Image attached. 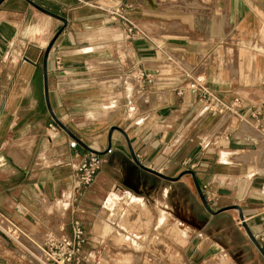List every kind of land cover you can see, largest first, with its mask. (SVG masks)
<instances>
[{"label": "crops", "instance_id": "obj_1", "mask_svg": "<svg viewBox=\"0 0 264 264\" xmlns=\"http://www.w3.org/2000/svg\"><path fill=\"white\" fill-rule=\"evenodd\" d=\"M204 88L238 115H203ZM91 152L106 161L70 197ZM186 170L211 210L239 206L264 234V0H0V264H38L73 220L99 256L117 234L181 264H264Z\"/></svg>", "mask_w": 264, "mask_h": 264}, {"label": "built area", "instance_id": "obj_2", "mask_svg": "<svg viewBox=\"0 0 264 264\" xmlns=\"http://www.w3.org/2000/svg\"><path fill=\"white\" fill-rule=\"evenodd\" d=\"M121 18L129 25L128 31L132 32L134 26L126 16ZM129 32V33H130ZM203 106L201 113L211 117L221 115H238L240 110L239 99L234 98L230 102H224L216 94L207 89L202 90ZM219 136L215 135L214 139ZM70 146H75L76 141H70ZM110 152V149H107ZM102 154L91 152L85 158L81 159L73 171L74 183L70 197L81 187L90 184L101 165L105 162ZM73 192V193H72ZM257 239L264 251V234H259ZM86 235L84 228L78 220H73L70 225V234L66 233L56 235L49 234L40 248L41 258H37L38 264H101L100 256L94 252L84 249L86 244Z\"/></svg>", "mask_w": 264, "mask_h": 264}, {"label": "rangeland", "instance_id": "obj_3", "mask_svg": "<svg viewBox=\"0 0 264 264\" xmlns=\"http://www.w3.org/2000/svg\"><path fill=\"white\" fill-rule=\"evenodd\" d=\"M177 10H180V8H177ZM130 73L127 71L125 76L126 83L129 86L132 85L133 78V75ZM128 215L126 214V216ZM135 215L138 217L137 214H134L130 218H133ZM0 227L8 229L1 219ZM114 237L118 239L104 242V251L100 255L101 264H181L180 260L174 254L172 256H166L165 244L159 242V240L155 243L140 242L141 245L140 243L133 242L130 239L131 236H128L126 240L124 236H117V234ZM40 245L37 246L38 249L41 248Z\"/></svg>", "mask_w": 264, "mask_h": 264}, {"label": "water", "instance_id": "obj_4", "mask_svg": "<svg viewBox=\"0 0 264 264\" xmlns=\"http://www.w3.org/2000/svg\"><path fill=\"white\" fill-rule=\"evenodd\" d=\"M52 42H53V41H52ZM52 42H51V43L49 44V46L47 47V49H46V51H45L44 59H43V70H44V90H45V97H46V99L48 98V84H47V77H46V59H47V55H48V52H49V49H50V46H51ZM54 119H55V118H54ZM55 120H56V119H55ZM56 121H57V120H56ZM58 123H59V122H58ZM59 124H60V123H59ZM132 155H133V159H134L135 163H136L139 167H141L142 169L147 170V171H149V172H152L153 174H156V175H158V176H160V177H163V178L168 179V180H171V181H175V180L177 179L176 177L174 178V177L164 176V175L158 173L157 171H154V170H150V169H148V168H145L142 164H140V163L137 161V159H136V157L134 156V154H132ZM183 173H189V174L192 175V178H193V181H194V185H195L196 191H197V193H198V195H199V197H200V200L202 201L204 207L206 208V210H207L209 213H211V214H216V213H219V212H221V211H223V210H226V209H229V208H233V209H236V210L238 211V213H239V219H240V221H241V226L244 228V230H245L246 233L248 234V236H249V238L251 239V241L256 245V247L259 249V251H260V252L262 253V255L264 256V251H263V249L261 248V246L259 245L257 239L254 237V235L251 233L250 229L248 228V226H247V224H246V222H245V220H244V218H243L242 211H241L240 207H239V206H236V205H232V206H226V207H223V208H221V209H219V210H217V211H213V210H211V208L209 207V205H208V203H207V201H206V199H205V196H204V194H203V192H202L200 186L198 185V182H197V180H196V177H195V175H194V172H193L192 170H186V171H184Z\"/></svg>", "mask_w": 264, "mask_h": 264}, {"label": "bare ground", "instance_id": "obj_5", "mask_svg": "<svg viewBox=\"0 0 264 264\" xmlns=\"http://www.w3.org/2000/svg\"><path fill=\"white\" fill-rule=\"evenodd\" d=\"M117 197H118V195L117 194H114V196L113 197H111L109 200H108V205H109V207H111V206H113L114 204H115V202H116V200H117ZM125 201L126 202H128L129 203V205L132 207V208H137L139 205H141V201H140V199L139 198H137V197H135V196H133V195H130V194H128L126 197H125ZM131 212L132 213H134V211L133 210H131ZM166 218V215H165V213L163 212V214L160 216V220L162 221L163 219H165ZM129 239V238H128ZM131 239V238H130ZM132 240V239H131ZM133 242H135V243H138V242H136V241H134V240H132ZM138 247V246H137ZM136 247V248H137Z\"/></svg>", "mask_w": 264, "mask_h": 264}]
</instances>
